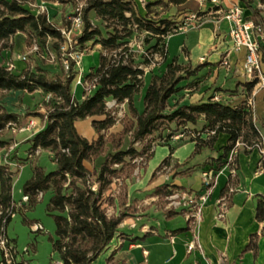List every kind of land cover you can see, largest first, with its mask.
<instances>
[{
  "label": "trees",
  "instance_id": "obj_1",
  "mask_svg": "<svg viewBox=\"0 0 264 264\" xmlns=\"http://www.w3.org/2000/svg\"><path fill=\"white\" fill-rule=\"evenodd\" d=\"M32 1L0 0V229L6 232L17 209L12 198L13 179L22 163L36 157V152H48L56 170L46 173L41 167L32 166L31 176L21 188L22 200H26L18 209H32L48 195L46 213L54 221V237L50 241L58 262L92 264L115 237L122 221L134 214L122 198L118 199L117 211L106 214L108 207L115 205L111 190L113 180L130 178L137 167L136 160L141 159V163L151 158L153 144H165L175 135H182L178 142H193L196 155L212 150L216 138L223 134L228 139L221 157L215 160V170L223 166L222 160L236 142L244 146L237 154L248 153L262 144L254 115L244 102L230 106L214 101L213 97L196 103L184 98L189 96L186 92L198 90L204 80L201 64L173 60L165 66L162 75L150 78L142 98L143 110L139 112L135 107V98L143 87L140 67L148 66L154 55L164 62L165 39L174 34L173 30L180 23L165 16L187 0H148L144 16L139 14L133 0H49L57 1L60 6L62 23L66 17L75 16L79 9L81 31L72 41L73 50L84 55L98 53V65L83 75L86 82L94 83V89L80 101L75 100L72 91L77 74L74 64L69 62L65 72L57 48V70L45 69L39 64L21 71L7 70L6 55H12L16 34L25 37L26 48L36 44L39 51L46 49L48 38L60 40L49 14L47 18L30 9L28 3ZM259 2L264 4V0ZM248 21L264 32V9H252ZM62 26L68 27V20ZM135 40L141 42L143 54L132 53L128 47ZM258 45L259 57L264 60V43L258 40ZM255 84L252 81L245 85L247 93ZM16 92L37 94L44 106L43 114L36 110L26 116L46 117L43 129L27 141L29 149L24 161L17 159L15 149L9 151L13 143L5 137L6 133H11L9 125L19 127L23 121L3 102L8 94ZM46 95H50L48 102L44 101ZM108 101L117 105L125 102L127 110L122 119H117L113 111L106 108ZM84 120H91L95 140L89 141L77 132L75 123ZM117 122L121 130L111 133ZM126 140L129 141L125 148ZM136 144L140 147L136 148ZM172 152L173 147H169V157L161 162L157 172L170 165ZM101 157L102 161L92 170L87 168V164ZM91 184L97 185L95 192L91 191ZM228 189L229 185L221 196ZM181 190L164 184L155 188L152 196L166 204L167 197ZM255 220L264 222V196L257 200ZM108 262L111 263L110 258Z\"/></svg>",
  "mask_w": 264,
  "mask_h": 264
},
{
  "label": "crops",
  "instance_id": "obj_2",
  "mask_svg": "<svg viewBox=\"0 0 264 264\" xmlns=\"http://www.w3.org/2000/svg\"><path fill=\"white\" fill-rule=\"evenodd\" d=\"M133 1L139 14L144 16L148 0ZM199 2L200 0H187L165 16L181 21L188 13H200L205 18L198 27L187 32L174 33L165 39V60L144 75L143 86L148 77L162 75L164 67L173 60L182 64H201L204 65L201 74H205V78L199 89L194 92L195 100L190 103L206 101L207 98L213 97L230 106H237L242 102L246 106L252 91L247 93L245 85L257 80H251L244 75V51L234 53L230 50L231 25L216 15H210L216 8L213 9L208 2L205 1L203 5ZM233 5L239 7L243 19L246 20L250 18L252 9H264V4L259 0H220L219 7L227 10ZM50 40L51 38L48 42ZM259 40L264 43V39ZM24 41L25 37L21 34L13 37L15 53L24 49ZM94 54L95 52H90L85 55L84 58L90 57L91 60L81 64L84 71L89 72L98 65V58ZM225 55L229 63L228 69L221 64ZM14 68L15 71H21L25 67L22 63L15 62ZM84 71L83 73H88ZM259 72L264 76V72ZM72 91L75 100H82L81 87L72 85ZM10 94L14 98L22 95L18 92ZM124 108L126 112V105ZM9 111L20 115L18 108L14 107ZM252 113L264 145V129L258 126L260 121H264V87L258 89L253 97ZM28 119L23 120L22 125H25ZM37 124L32 131L9 134V139L16 145L14 152L43 129L41 120H38ZM115 127L120 129L113 131ZM75 128L82 137L89 141L95 140L96 135L92 127V131L85 130L80 122H76ZM120 130L121 125L117 122L110 132L118 133ZM227 139V136L219 135L212 150H203L196 155L193 142H178L172 138L165 144H153L148 161L143 162L141 167L137 166L130 178L120 179V186L112 184L115 205L108 207V210L111 213L117 211L118 199L122 198L125 206L131 207L134 214L122 221L115 237L92 264H264V222L255 220L257 200L264 196V165L260 169L262 156L257 149L237 154L235 177L230 178L226 171L218 175L211 196L201 209L197 220L187 221L181 208L171 209L166 199V204H162L157 196H152L154 189L164 184L181 188L179 193L186 192L192 197L198 195L201 192V172L216 168L215 160L221 157ZM169 147H173L170 165L164 167V171L157 172L161 162L169 157ZM101 161L102 157L95 163L87 164V168L92 170L93 166H97ZM11 168L14 170V166ZM228 185L233 192L228 197L224 218L217 219L216 201ZM167 212L172 214L167 216ZM178 218L182 220L179 221ZM132 225L134 227H131ZM190 243H195L199 249L188 252L187 245ZM109 258L111 263L108 262Z\"/></svg>",
  "mask_w": 264,
  "mask_h": 264
},
{
  "label": "built area",
  "instance_id": "obj_3",
  "mask_svg": "<svg viewBox=\"0 0 264 264\" xmlns=\"http://www.w3.org/2000/svg\"><path fill=\"white\" fill-rule=\"evenodd\" d=\"M208 2L213 9L212 12H210V15H216L220 20H223L231 25L229 29V40L231 44L230 50L234 53H239L241 51H244V59H243V72L246 77L253 80L256 79L257 82L254 86V89L251 92L250 98L247 100L246 107L252 112L253 110V97L256 93V91L262 87H264V76L260 75L259 72V45L258 40L259 38L264 39V32H262L261 27L254 25L251 21L245 20L242 17L241 10L239 7L233 5L227 10H222L220 5V0H200L199 4L203 5L204 2ZM53 5L57 6V2H55ZM78 10H76L77 14L75 16H72L68 18L69 26L66 28H57V31L60 34V40L57 45V49L61 54V64L63 67V70L66 72L69 68V62H72L74 64V68L77 71V74L74 77L73 85L74 87H81L83 89V96L87 95L92 89H94V83H88L83 79V71L81 68L82 60L84 58V53L77 52L73 50L72 48V41L75 36L80 34L81 31V21L79 17ZM38 14H45L48 18V12L47 8L43 6H39L38 10L36 11ZM205 16L203 14L198 13H188L184 15L180 23L175 27L173 30V33H179V32H187L188 30L194 29L199 26L204 20ZM49 39V38H48ZM128 47L130 48L132 53L136 54H143V49L141 46L140 41H133L131 42ZM39 52V49L36 44H33L30 48L27 49L26 53L17 54L15 56V61L20 63H26L27 56L30 54H37ZM202 62L203 59H200ZM162 62V59L154 55L152 57V61L148 66L140 67V69L143 72V75H145L148 71L152 70L154 67L159 65ZM221 64L224 68H229V63L227 60V55L224 56V58L221 61ZM6 67L8 71L14 70V62L9 61L6 63ZM139 79H141L140 76H138ZM50 98V95H46L44 97V101L48 102ZM214 101H217L216 98H214ZM125 102L122 104H115L114 101H108L106 103V108L108 110L113 111V115L119 120L124 115V107ZM41 120V119H40ZM38 120L36 118H29L27 123L25 125H21L17 127L15 124L9 125L10 132L12 134H15L19 131H32L34 130L38 124ZM43 125L46 123V117L41 120ZM213 134V133H211ZM182 135H175L173 137L174 140H178L181 138ZM244 147L239 142H236L234 147L228 152L225 159L222 161L223 166L219 170H215V168H208L201 172V192L198 195L191 196L187 194L186 192L181 193H174L173 195L166 198L168 201V206L171 209H182L184 211V217L187 221L191 220H197L200 217L201 209L204 207V205L207 203L209 197L211 196V193L216 185V180L218 175H220L223 171H226L229 173L230 178L235 177V158L237 156V151L239 148ZM16 148V145L13 143L12 146L9 148V151H12ZM248 149V148H247ZM254 149H257L261 156H264V145H257ZM36 155H38V152H36ZM138 161V162H137ZM141 159L136 160V163H139ZM264 165V163H260V169L261 166ZM113 184L115 186H120V180L114 179ZM91 191L95 192L97 189L96 184L89 185ZM233 192L232 188H229L227 193L223 196H221L216 201L217 206V219H223L225 211L227 209L228 204V197ZM26 199L23 198V201ZM106 214L109 216L112 213L107 209ZM131 227H134L132 225ZM30 229L32 232H41L42 227L41 225L35 223L30 226ZM171 239V238H170ZM195 249H199V246H197L195 243H190L187 245V251L191 252ZM0 250L2 253V262L0 264H15L14 263V252L13 249L10 248L9 241L6 237V232L4 228L0 229ZM27 252V250H25ZM146 254V252H144ZM54 264H61L60 262H55Z\"/></svg>",
  "mask_w": 264,
  "mask_h": 264
},
{
  "label": "rangeland",
  "instance_id": "obj_4",
  "mask_svg": "<svg viewBox=\"0 0 264 264\" xmlns=\"http://www.w3.org/2000/svg\"><path fill=\"white\" fill-rule=\"evenodd\" d=\"M43 2V3H41ZM57 2V1H55ZM55 2H50L49 0H33L31 3H28L29 7L33 11H37L39 6H43L47 8V12L49 14V19L55 24L56 28H62L64 22L67 21L68 17L65 18L64 22L62 23L59 18L60 13V6L53 5ZM58 4V3H57ZM50 42L47 41L46 49L40 50L37 54H30L27 56L26 63H22L24 67H33L36 64H39L45 69H58L59 68V62L57 60L56 55V48L59 43V40L56 38L50 37ZM138 41V40H136ZM18 42L16 41L15 45L17 46ZM28 48L25 47V41H24V49H22L20 52L15 53L12 52V55L8 57L7 56V62L15 61V56L17 54L26 53ZM95 56L98 58V53L96 51ZM85 57V56H84ZM91 60L90 57L83 58L82 63L85 64V62H89ZM259 70L264 72V60H262L261 57H259ZM84 71V68H82ZM165 69V67H164ZM88 72V71H84ZM87 74V73H84ZM150 78L148 77L146 79V84L141 88L140 96H137L135 98V107L138 109L139 112L143 110V102L142 98L145 94V91L149 85ZM187 95L184 97L187 101L193 102L195 100L194 91L186 92ZM190 93V94H189ZM33 94L30 95L29 98L27 94H22L21 96H18V98H14L12 94H8L5 99H3L4 105L8 107L9 110L11 108H18L20 116L23 118V120L28 118H36L37 120H40L39 117H32V116H26L28 113L36 111L38 113L43 114L44 113V106L41 102L40 97L37 95V97H34ZM30 99V100H28ZM34 99V100H33ZM124 116V115H123ZM122 116V117H123ZM122 117L120 119H122ZM119 119V118H118ZM29 120V119H28ZM27 120V121H28ZM42 120V119H41ZM82 126L85 130H91V125L88 121H80ZM264 121H260L258 123L259 128L264 129ZM165 129L166 127L163 126ZM119 127H115L113 131L119 130ZM166 131L163 132V135H165ZM10 133H6V138H9ZM128 141L126 140L124 147L126 148L128 146ZM136 148H139L140 145L136 144ZM29 149V144L24 143L21 144L17 150L15 151L17 159L24 161L27 158V151ZM138 162V161H137ZM142 163L136 164L138 167L142 166ZM36 165L38 167H41L46 173L54 172L56 170V167L54 163L51 160V157L48 152L46 151H40L39 154L34 157L30 161H25L22 163V168L19 169L18 173L15 175L13 182H12V198L16 206V212L13 215L12 219L6 226V237L9 241L10 248L13 249L14 252V263L15 264H54L55 262H58V256L57 254H54L52 252V246H51V238L54 237V221L51 216H49L46 213V204L48 202V195H44V197L34 206L32 209L27 210H20L18 209L22 203L24 202L22 200V194H21V188L23 184L26 182V180L29 179L31 176V169L32 166ZM164 171V170H161ZM179 221L182 220V218H178ZM31 223H37L41 225L42 231L39 233H34L30 229ZM27 250V252H25ZM2 262V253L0 250V263Z\"/></svg>",
  "mask_w": 264,
  "mask_h": 264
}]
</instances>
